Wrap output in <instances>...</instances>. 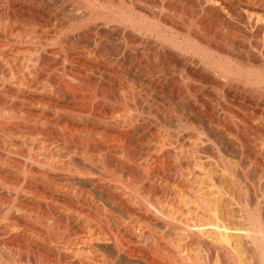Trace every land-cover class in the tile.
<instances>
[{"label":"bare ground","instance_id":"1","mask_svg":"<svg viewBox=\"0 0 264 264\" xmlns=\"http://www.w3.org/2000/svg\"><path fill=\"white\" fill-rule=\"evenodd\" d=\"M48 32L59 42L46 41ZM68 45L79 55L63 54ZM80 55L109 65L99 70ZM67 65L88 75L69 79ZM49 78L62 82L70 102ZM106 80L113 89L141 94L131 96L133 112L119 108L118 118L113 110L116 118L103 108L110 100ZM145 101L183 125L189 110L204 118L208 104L219 134L212 142L200 137L199 144L196 136L193 143L179 140L164 132L165 123L159 130L143 116ZM149 125L158 130L156 138L143 131ZM0 130L15 138L9 149L17 154L43 150L47 159L38 167L47 170L30 168L36 155L29 156V167L11 157L1 165H9V173L14 167L22 182L52 191L34 190L28 181L9 189L11 202L4 197L0 217V264H120L123 258L165 264L158 249L176 264L192 259L183 237L193 234L206 239L222 264H264V0H0ZM227 143L226 153L238 158L234 164L241 167L246 159L241 170L252 172L251 183L224 160ZM204 144L212 153L206 148L201 154ZM196 200L205 204V216L192 215L189 203ZM158 217L183 236L173 249L158 237ZM70 224L89 227L91 235L64 243L72 236ZM98 243L115 254H104Z\"/></svg>","mask_w":264,"mask_h":264},{"label":"rangeland","instance_id":"2","mask_svg":"<svg viewBox=\"0 0 264 264\" xmlns=\"http://www.w3.org/2000/svg\"><path fill=\"white\" fill-rule=\"evenodd\" d=\"M50 31H52V30H50ZM51 33V36H52V33L53 32H50ZM49 32H48V34L46 35V36H44L45 37V40L47 41L48 39H49V41L50 42H53L54 40H55V42H57L58 41V38H56V37H51V38H54V40L52 41L50 38H49ZM47 37V38H46ZM61 39V38H60ZM45 40H44V38H43V41H42V39L41 40H39L40 42H45ZM48 41V42H49ZM59 42V41H58ZM69 46H71V45H68V47H67V49L69 48V49H71L72 48V51L70 50L69 51V49L68 50H63L62 52H63V54H65V52L67 51V53L69 54L70 52L72 53V56H77V54L78 53H76V49H75V47L74 46H71V47H69ZM73 49H74V51H73ZM69 51V52H68ZM70 53V54H71ZM74 54H76V55H74ZM79 55V54H78ZM80 57H81V59L83 60V61H85L86 60V58H88V59H90V60H86V62L88 61V63H92L93 65L94 64H100V65H97L98 67V69L99 70H105V69H107V65H109L108 63H105V62H102V63H100V61H95L94 59H92V58H89V57H86V56H82V55H80ZM79 57V58H80ZM90 61V62H89ZM92 61V62H91ZM94 61V62H93ZM96 62V63H95ZM107 64V65H106ZM68 67L67 68H69V73H68V75L69 76H66V77H68L69 79L71 78V79H74V77H78V76H76V75H82L83 73H85V74H83L82 76H85V75H88L87 73V71H82L83 69L82 68H80L79 66H75V65H73L72 67L71 66H69V65H67ZM96 66V65H95ZM101 66H106V67H103L104 69H102V68H99V67H101ZM77 68H79V69H77ZM80 73V74H79ZM73 77V78H72ZM52 79V80H51ZM75 80V79H74ZM108 80V79H107ZM107 80H106V82L105 81H103L104 82V87L106 88V92H108L107 93V95L109 96V99L111 100H109V101H106V102H100L101 104H104V106H103V108L104 109H106V111L107 110H109V112L112 114V115H117V112L115 113V111H118L119 110V108H121V110L123 109L124 110V108H125V110H124V113L126 112V110H128L129 109V111L128 112H133V110L134 109H132V108H134V102H132V99H131V96L133 97V96H135V98H139V97H141V94H139V93H137V92H133V95H131V93H129V89H127V87L125 88V86H123V88L121 89H119V88H117V89H119V91L121 92V94H120V92L119 91H116L117 89L114 87V89H113V87H111L110 85H109V82H107ZM49 81H50V83L51 84H53L57 89H59V92H62V93H65V89H63L64 88V86L62 85V82H57L55 79H53V78H49ZM108 83V84H107ZM59 84V85H58ZM101 84H102V82H101ZM239 84H240V82H239ZM242 84V83H241ZM249 87V86H248ZM62 88V89H61ZM107 88H109V89H107ZM61 89V90H60ZM116 89V90H115ZM113 90H115V91H113ZM124 90V91H123ZM98 91V93H99V90H97ZM111 92V93H110ZM131 92V91H130ZM158 92V91H157ZM113 93H115V94H113ZM126 93V94H125ZM128 93H129V95H130V97H128L129 95H128ZM137 93V94H136ZM26 94H27V92H26ZM66 94V93H65ZM65 94H63V95H65ZM110 94H112V95H110ZM117 94H120V96H121V98L122 99H119V98H117V99H115L116 98V95ZM139 94V96H137ZM153 94V93H152ZM211 94H213V93H211ZM115 95V96H114ZM124 95V96H123ZM154 99H156V100H158V93H155L154 92ZM156 95H157V98H156ZM35 96H38V94H36L35 93ZM67 96V100H65L66 97ZM66 96L65 97H63V100L64 101H66V102H70V100H68L69 99V96L66 94ZM111 96H112V99H111ZM113 96H114V98H113ZM119 95H118V97H120ZM212 96V95H211ZM215 96V95H214ZM65 98V99H64ZM114 99V100H113ZM119 99V100H118ZM126 100V101H125ZM155 100V101H156ZM63 101V102H64ZM125 101V102H124ZM135 101V100H134ZM100 103H98V105L101 107V104ZM143 103V104H142ZM140 105H142V107L141 106H139V108L140 109H142V110H140L141 112L145 109V111H143L142 112V114H143V116H146V118H147V120H149V122L151 121L152 122V124L154 125V127H155V125H157V127H158V129L159 130H162L161 129V127H164L165 125H164V123L166 124V126L164 127V132H166V133H169L170 135L171 134H173V135H175V136H177L176 138L177 139H179V140H181V139H183V137H186V139L185 140H187V141H192V143H193V139H195L196 137V139L198 140L200 137H202V138H200L201 140H204V138H205V140L207 139V140H211V142L213 141L212 139H215V134H219V133H216V129H215V124H216V121L214 120V118L211 116L212 114H211V112H209L210 113V115L208 114V111H210V106L207 104L205 107H204V111H203V113H207L206 114V117H205V114H204V118L202 117V116H200V115H198L197 113H196V115H195V112H190V110L189 109H186L185 108V112H186V110L188 111L189 110V113L188 112H186L185 114H188V116H189V124L188 125H183V124H181V123H175V121H174V119H170L169 118V114L168 115H160V112L159 111H157L158 109H156V111H155V107L154 106H156V103H155V105L152 107V106H149L147 103H146V101L145 102H142ZM157 103H158V101H157ZM130 104V105H129ZM147 104V105H146ZM139 105V104H138ZM109 106V107H108ZM119 106V107H118ZM121 106H123V107H121ZM132 106V107H131ZM149 108H148V107ZM207 106H209L208 108L209 109H207ZM113 107V108H112ZM144 107V108H143ZM108 108H110V109H108ZM115 108V109H114ZM154 110H153V109ZM117 109V110H116ZM114 110V114L112 113V111ZM121 110H119L120 112H122ZM153 110V111H152ZM119 111H118V113H119ZM181 111L183 112L184 111V109H181ZM147 112V113H146ZM151 112V113H150ZM123 113V112H122ZM156 113V114H155ZM159 113V114H158ZM190 113H191V116H190ZM193 113V114H192ZM114 115V116H115ZM118 116V118H119V114L117 115ZM117 116H115L116 118H117ZM120 116H122V115H120ZM168 116V117H167ZM200 116V117H199ZM114 117V118H115ZM162 117H164V119H162ZM166 117V118H165ZM208 117H211V118H208ZM121 118V117H120ZM169 118V120H167ZM207 118V119H206ZM201 119H203L202 121H201ZM208 119H209V121L211 120L212 121V119L214 120V121H212L211 123L212 124H209V125H214L213 127H214V129H212L213 127H211V126H209L207 123H209V121H208ZM162 120V121H161ZM167 120V122H165ZM172 120V121H171ZM164 121V122H163ZM168 121L170 122L169 124H167L168 123ZM155 124H154V123ZM162 124H161V123ZM204 122V124H202ZM160 123V124H159ZM191 124V125H190ZM153 125H149V126H147L146 127V129H144L143 131H146L145 133L147 134H150L153 138H156L155 137V135H156V132H158V130L156 129V128H154L153 127ZM160 126V127H159ZM170 126V127H169ZM176 126V127H175ZM189 126V127H188ZM3 127V126H2ZM4 127H7L8 128V130H12V128L10 127V126H4ZM167 127V128H166ZM7 128H6V130H7ZM166 128V129H165ZM194 128V129H193ZM203 128V129H202ZM209 128H211V129H209ZM209 129V131H207ZM30 130V129H29ZM155 130V131H154ZM166 130V131H165ZM30 131H32V130H30ZM169 131V132H168ZM211 131L213 132V133H211ZM172 132V133H171ZM176 132V133H175ZM209 132V133H208ZM175 133V134H174ZM206 133H207V135H206ZM211 133V134H210ZM211 135L210 136V138L214 135V137H212L211 139L208 137H204V136H208V135ZM213 134V135H212ZM149 135V136H150ZM190 135V136H189ZM198 135V136H197ZM8 136V137H7ZM10 136H11V138H10ZM9 136V134H5V133H3L1 130H0V144H1V142H2V144H1V148H0V158H2L1 160H0V185H1V187H2V189H0L1 190V192H0V204L2 203V202H4L3 200L6 198L8 201H9V199L10 198H12L11 197V190H10V192H9V189H11V188H14L15 186H21L22 184H24V185H27L28 183H30L29 184V186L31 185V187L34 189L35 187H36V189H34V190H37L38 189V191H41L42 192V190L44 189V193H52V191H51V189H49V191H48V189H46L47 187H46V185H40V182H37V183H35V182H32V184H31V182L29 181V179H27V178H25V182H22V180H24V177H22V175H21V177L19 176V174L18 173H16V171L11 167V172L9 173V171H10V168H9V165H7L6 166V168H5V165H3L4 164V157L5 158H10V159H12L13 160V158H14V160H15V158H17L16 160L18 161V159H19V161H21L23 164H24V166L25 167H27L28 166V164L30 163L29 161L30 160H28V159H30L29 158V156H32V154L30 153H28L27 151H25V153L27 154V155H25V153H24V155H22L21 153H19V154H17V153H15V151L13 152V151H11L9 148H11V149H13L14 150V146H11V145H13L14 143H15V141H12V139L13 140H15V138L12 136V135H10ZM174 136V137H175ZM196 136V137H195ZM217 136V135H216ZM254 136V137H253ZM253 136H252V133H251V137H253V138H255V140L256 141H260V137H256V135L255 134H253ZM4 137V138H3ZM6 137H7V140L9 141H6ZM13 137V138H12ZM151 137V139H153ZM179 137H181V138H179ZM218 137V136H217ZM216 137V138H217ZM188 138V139H187ZM192 138V140H190V139ZM256 138H258V140L256 139ZM199 139V140H200ZM220 139V138H219ZM3 140H5V141H3ZM29 140H30V138H29ZM29 140H28V138H27V144H25V147H26V145H28V147H26V148H29V147H31L30 145V142H29ZM199 140L198 141H196V142H198L197 144H199ZM195 141V140H194ZM209 141H207V142H209ZM3 142H5V144L6 145H4L3 144ZM7 142V143H6ZM10 142H13V143H11V144H9ZM29 142V143H28ZM196 142H194V143H196ZM26 143V142H25ZM30 144V145H29ZM213 144H215V145H213V146H218L215 142L213 143ZM4 145V148H2V146ZM9 145V146H8ZM227 145V147H225V148H222V155L224 154V156H223V158H224V160H228V162H230V164H232V165H234V166H236V168L237 167H239L238 166V164L236 163V162H238V158H237V160L235 159L236 158V156H235V154L232 152L231 154H228V153H226V151H228L229 150V145H228V143L226 144ZM200 147H203V148H200L201 149V154H205L206 152V150H204V149H206L207 148V152H211L212 153V149H210L211 148V146L210 145H205L204 144V146L202 145V146H200ZM210 147V148H209ZM2 149H4V150H2ZM210 149V150H209ZM9 150V151H8ZM224 150V151H223ZM204 151V153H202ZM12 152V153H11ZM209 152V153H210ZM223 152H225V153H223ZM8 153H10L12 156H8L7 154ZM37 153H38V156H37ZM37 153L35 152L34 154L38 157V159H36L37 157L35 156V155H33L32 157H34L35 156V160H33L32 161V159L33 158H31V162H35L36 164H32V166H31V163L29 164L31 167V169H33V170H35V171H38V172H40V171H46L47 170V168H43L42 169V165H41V167L39 168L38 166H39V163L42 161V158H43V160L44 161H46V154L44 153V151L42 150V151H40V152H38L37 151ZM42 153L43 155H41L40 156V154ZM9 154V155H10ZM19 155V156H17V155ZM29 154V155H28ZM208 154V153H207ZM7 155V156H6ZM229 155V156H228ZM21 156V157H20ZM27 156V157H26ZM57 156V158H60V159H62L61 158V156L59 157V155H56ZM226 156V157H225ZM235 156V157H234ZM22 157H24V158H22ZM227 157H228V159H227ZM45 158V159H44ZM25 159V160H24ZM40 159H41V161H40ZM232 159H233V161H235L236 160V162H235V164H234V162L232 161ZM235 159V160H234ZM24 160V161H23ZM39 160V162H37ZM3 161V162H2ZM25 161H27V164H26V162ZM1 162L3 163L2 165H1ZM243 162H245V164H247V161H246V159H245V161H243ZM242 162V163H243ZM42 163V162H41ZM40 163V164H41ZM26 164V165H25ZM244 163L241 165L240 164V166L241 167H239V168H237V170L238 169H240V170H238V175H239V177H240V180L242 179V180H244V179H246V180H244V181H247V183L248 182H252V181H254L256 178H255V176L254 175H249V172L250 173H252L250 170L248 171L247 170V172L248 173H246V174H243V172L245 173L246 171H243L242 172V170H241V168H244V167H242L243 165H245ZM33 165H34V168H33ZM252 166V165H251ZM2 167H4V168H2ZM29 167V166H28ZM235 168V167H234ZM235 168V169H236ZM253 169V167H249V169ZM3 169V170H2ZM4 169H6L7 170V172H6V170H4ZM253 170H256L255 168L253 169ZM13 171L17 174H15V177H14V173H13ZM42 171V172H43ZM241 171V172H240ZM5 172V173H4ZM242 173V176H244V177H246V178H244V177H242L240 174ZM246 175V176H245ZM250 176V177H249ZM254 176V177H253ZM17 177H20V179H21V181H20V179H18ZM242 177V178H241ZM249 177V181L247 180V178ZM2 178V179H1ZM9 180H8V179ZM11 180V181H10ZM250 180H252V181H250ZM4 181V182H3ZM6 181V182H5ZM27 181H28V183H27ZM13 182V183H12ZM12 184V187H11V184ZM18 183V184H17ZM9 184V185H8ZM15 184H17V185H15ZM35 184V185H34ZM6 187H5V186ZM8 185V186H7ZM14 185V186H13ZM38 185V186H37ZM39 185H40V187H39ZM23 186V185H22ZM35 186V187H34ZM41 186H43V188L41 187ZM250 186V184H248V187ZM0 187V188H1ZM3 187H4V190L7 188V187H10V188H7L6 190L9 192H4V194H3ZM251 187V186H250ZM252 188H248V190H249V192L250 193H252V191L253 190H251ZM48 192H47V191ZM251 190V191H250ZM46 191V192H45ZM7 194L9 195V196H7ZM2 195H3V197H2ZM5 197V198H4ZM6 199H5V201H6ZM24 199V198H23ZM22 199V201L23 202H25V201H27L28 203H26L27 204V207L29 208V209H32V208H35L34 207V205L35 204H37L36 202H33L31 199H29V198H27L28 200H23ZM191 199V198H190ZM11 200V199H10ZM8 201H6V203H4V204H1L0 205V211H2V212H0V217H2V216H4L5 215V212L4 211H6V209H7V203H8ZM31 201V202H30ZM197 201V200H196ZM200 200H198L197 202H195V203H192V202H190L189 203V208H190V211L192 212V215H193V213H194V216H195V214H199V213H201V214H203L204 216L206 215V212L204 211V203H202L201 201V203L199 202ZM9 202H11V201H9ZM33 202V203H32ZM32 206H31V205ZM196 204V205H195ZM5 205V207H3ZM29 205H30V207H29ZM41 205H43V206H46V205H44L43 203H40V208H41ZM163 205H165V204H163ZM195 205V206H194ZM202 207H200V206ZM37 206V205H36ZM42 206V210L43 211H46V209H47V211H50V214H53V212H55L53 209H51L50 207H49V209L46 207H43ZM1 207H2V209H1ZM5 208V209H4ZM193 208V209H192ZM202 209V210H201ZM51 210H52V212H51ZM201 210V211H200ZM204 211V212H203ZM31 214H32V212L31 211H29ZM123 212V211H122ZM195 212H197V213H195ZM205 213V214H204ZM124 213H122V215H121V213H120V217H121V219H123V220H126L128 217H127V215L126 214H124ZM32 215H34V213L32 214ZM193 216V217H194ZM33 217V216H32ZM60 217V216H59ZM2 218H4V217H2ZM60 218H63V217H60ZM62 220H64V219H62ZM158 225H156L155 227L156 228H158V229H155V230H158V237L160 238V239H162V243L166 246L165 248H172V245H174V247H175V245H179L180 243V240H182L183 238L185 239V243L184 244H188V245H186V247L185 248H187L185 251L186 252H188L190 255H191V258L193 259V261H192V259L191 260H189V261H183V260H178L177 262H176V264H222V262H220L221 260H220V257H219V255H217L216 253H213L212 252V250H210V249H208L207 248V244L205 245V242H206V239L203 237V236H199V235H196V234H193V235H191V236H189V238L187 237V238H185L186 236H182V235H179V234H177L176 232L174 233L172 230H170V228H168L169 226L167 225L166 226V224H168L167 223V221L165 220V222L166 223H164V220L163 219H161V218H159L158 217ZM163 220V221H162ZM100 221L102 222L103 221V219L101 220L100 219ZM107 222V221H106ZM163 222V223H162ZM72 224V223H71ZM70 224V225H71ZM106 224H108V226L106 225ZM73 225V224H72ZM71 225V227H72V229H71V231H73V232H75V233H73V232H71V234L70 235H72V236H68V235H65V237L64 238H62L63 240H65L64 241V243H68V241L69 240H71V239H73V238H75L76 236L78 237H81V236H84L85 234L88 236V234H89V232L91 231V229L89 228V227H83V228H81V230L78 228V229H76V227L74 226V228H73V226ZM103 225H104V227L106 228V230H108L109 231V229H111L112 228V222L111 221H108V223H105V220L103 221ZM85 228V229H84ZM75 229V230H74ZM88 229H90V230H88ZM77 230V231H76ZM88 230V231H87ZM171 231V232H170ZM79 232V233H78ZM85 232V233H84ZM92 232V231H91ZM91 232H90V234L89 235H91ZM82 233V234H81ZM164 233H166V234H164ZM76 234V235H75ZM81 234V235H80ZM84 234V235H83ZM74 235V236H73ZM166 235V236H165ZM69 237L68 239H67V237ZM98 236V235H97ZM84 237H86V236H84ZM91 237H94V236H91ZM95 237H96V235H95ZM94 237V238H95ZM183 237V238H182ZM163 238H165V239H163ZM180 238H182V239H180ZM193 238V239H192ZM201 238V239H200ZM183 239V240H184ZM191 239V240H190ZM203 239H205V240H203ZM194 240V241H193ZM198 240H199V242H198ZM202 240V241H201ZM21 241V240H20ZM67 241V242H66ZM164 241V242H163ZM179 241V242H178ZM190 241V242H189ZM205 241V242H204ZM63 242V241H62ZM170 242V243H169ZM177 242V243H176ZM189 243H191V244H189ZM199 243V244H198ZM194 244H196V245H194ZM104 245V244H103ZM102 245V243H98V247H99V249L101 250V252H103L104 254H106V255H108V254H111L112 253V256H113V254H115V253H113V248H112V246L111 245H104L103 246ZM177 245V246H178ZM201 245V246H200ZM36 246H39V245H36ZM171 246V247H170ZM40 247V250L41 251H43L45 248H43L42 249V247L41 246H39ZM107 247V248H106ZM106 248V249H105ZM181 248V247H180ZM173 249V248H172ZM175 249V248H174ZM111 250V251H110ZM165 251V252H164ZM210 251V252H209ZM46 255H50V257H52V256H55V253L53 252V251H51V250H48L47 249V251L46 250H44L43 251ZM211 253V254H210ZM215 254V255H214ZM165 255H168V253H167V250H163V249H158V261L160 260V262H164L165 264L167 263V264H171V262H170V260H169V258L167 257V256H165ZM206 257V258H205ZM218 257V258H217ZM208 258V259H207ZM211 258V259H210ZM213 258L215 259V260H213ZM195 259V260H194ZM202 259V260H201ZM121 263L120 264H133L132 262H130L129 261V259H125V258H123V259H121ZM192 261V262H191ZM197 261V262H196ZM204 262V263H203ZM207 262V263H206ZM220 262V263H219Z\"/></svg>","mask_w":264,"mask_h":264}]
</instances>
